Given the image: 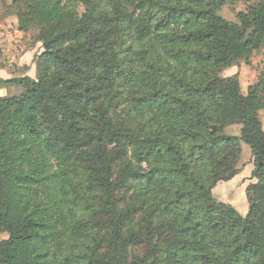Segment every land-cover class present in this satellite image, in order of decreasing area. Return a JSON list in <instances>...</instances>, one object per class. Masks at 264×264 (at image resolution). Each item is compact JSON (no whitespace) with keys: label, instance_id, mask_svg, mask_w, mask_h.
Masks as SVG:
<instances>
[{"label":"trees","instance_id":"trees-1","mask_svg":"<svg viewBox=\"0 0 264 264\" xmlns=\"http://www.w3.org/2000/svg\"><path fill=\"white\" fill-rule=\"evenodd\" d=\"M36 78L0 79V264H264V0H10ZM239 126L238 136L226 130ZM253 170L241 216L212 191Z\"/></svg>","mask_w":264,"mask_h":264},{"label":"rangeland","instance_id":"rangeland-1","mask_svg":"<svg viewBox=\"0 0 264 264\" xmlns=\"http://www.w3.org/2000/svg\"><path fill=\"white\" fill-rule=\"evenodd\" d=\"M248 4L242 0H226L217 14L223 19L236 22L237 15L244 13ZM16 9L10 0H0V79H17L21 77L36 78L35 58L42 53L41 43L38 41V31L31 29L22 33L17 29L15 18ZM237 75L241 92L246 94L247 89L255 84L261 75H264V47L255 52L246 64L244 62L229 68L221 73L222 77ZM16 87L0 88V97L16 95L20 93ZM260 119L264 130V111L260 112ZM239 126H231L226 130L228 135L238 136ZM239 174L229 183L221 182L212 191L218 203L224 205L233 204L238 213L248 208L245 189L253 182L250 180L251 153L245 144H241V155L237 163ZM223 201V202H222ZM7 235H0V240L6 239Z\"/></svg>","mask_w":264,"mask_h":264},{"label":"crops","instance_id":"crops-1","mask_svg":"<svg viewBox=\"0 0 264 264\" xmlns=\"http://www.w3.org/2000/svg\"><path fill=\"white\" fill-rule=\"evenodd\" d=\"M252 165V164H251ZM253 167V166H252ZM253 170V169H252ZM251 170V171H252ZM239 174V173H238ZM237 174V175H238ZM237 175L235 176V177H237ZM234 177V178H235ZM230 182V181H229ZM229 182H224V183H229ZM220 184V183H219ZM219 184H217V185H219ZM223 202V201H222ZM231 206L236 210V208H235V206L233 205V204H231ZM247 212H248V208H246V209H244V211L242 212V213H239L241 216H245L246 214H247Z\"/></svg>","mask_w":264,"mask_h":264}]
</instances>
